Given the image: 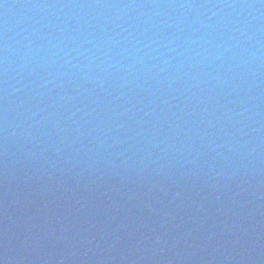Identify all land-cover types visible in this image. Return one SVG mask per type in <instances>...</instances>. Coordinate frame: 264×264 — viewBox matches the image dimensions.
Listing matches in <instances>:
<instances>
[{
	"label": "water",
	"instance_id": "95a60500",
	"mask_svg": "<svg viewBox=\"0 0 264 264\" xmlns=\"http://www.w3.org/2000/svg\"><path fill=\"white\" fill-rule=\"evenodd\" d=\"M0 264H264V0H0Z\"/></svg>",
	"mask_w": 264,
	"mask_h": 264
}]
</instances>
